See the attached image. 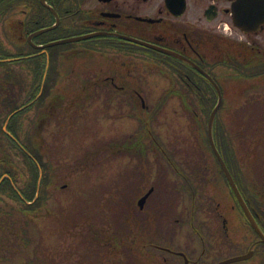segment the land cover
Segmentation results:
<instances>
[{"label": "flooded vegetation", "instance_id": "af4514ba", "mask_svg": "<svg viewBox=\"0 0 264 264\" xmlns=\"http://www.w3.org/2000/svg\"><path fill=\"white\" fill-rule=\"evenodd\" d=\"M206 73L228 103L249 104L264 95V0H0V190L23 204L17 221L32 242L24 264H79L74 256H52L42 244L35 251L46 203L39 195L30 199L28 182L25 191H14L13 153L51 146L43 135L52 125L61 128L64 100L103 104L113 122L105 129L118 136L108 147L135 158L133 173L118 185L120 247L129 255L96 256L89 264H264V165L260 179L249 175L244 192L238 181L243 161L234 144L237 160H226L223 131L214 130L249 217L208 127L190 130L184 159L154 127L158 111L149 104H195L189 118H205L207 105L218 100ZM229 79L235 95L224 85ZM61 142L56 134L54 146ZM132 210L141 239L128 241ZM4 214L0 210V222Z\"/></svg>", "mask_w": 264, "mask_h": 264}, {"label": "rangeland", "instance_id": "374dc122", "mask_svg": "<svg viewBox=\"0 0 264 264\" xmlns=\"http://www.w3.org/2000/svg\"><path fill=\"white\" fill-rule=\"evenodd\" d=\"M224 74L230 76L229 72ZM224 85L235 95L230 79L225 81ZM68 90L64 89L65 96L72 95L70 92L67 93ZM225 103L226 106L219 113L220 119L227 126L223 131L229 133L239 160L243 161L246 182L249 183L250 176L262 175L261 166L264 165V95L249 104ZM163 104L161 112L158 111L160 103L149 104L151 108H156L158 111V119L154 127L165 143L175 145V148L181 151L179 158L184 159L186 152L183 150L189 149L187 145L191 144L189 142L190 130L207 128L208 108L205 118L202 116L201 119H197L193 116L189 118L186 112L190 106L197 107L198 105L191 104L186 107L181 103ZM135 106V113H137L140 109L137 105ZM110 110L114 111V109ZM129 112L127 108L121 114L125 113L126 116ZM105 113L103 104L82 102L77 104L64 100L62 126L59 129L61 135L58 134L59 130L54 125L50 126L51 131L43 135L47 143L51 142V146L44 152H38L44 166L52 168L53 176L51 184L48 185V191L44 194L45 198L42 199L46 203L44 208L48 209L46 211L47 221L40 236L33 243L35 251L42 244V247L46 251L49 250L52 256L65 258L74 256L79 264H89L92 257L125 255L124 251L130 250L120 247L122 226H120L121 213L119 210L121 208L119 207L118 185L122 183L124 176H127V172L133 173L132 163L135 158L128 156L129 152L126 153L127 156L121 155L120 157L119 152L114 151L116 148L108 147L107 144L115 142L118 136L113 134L115 132L113 130L106 131V126L113 122L108 121L109 118L105 117ZM128 120L127 118L126 127L129 128L131 121ZM56 134L61 136L62 142L55 147ZM43 137L41 133L36 135L40 141ZM103 145H107V148ZM13 156L17 178L15 185L20 190L23 184L30 180L32 176L30 167L33 165H30L29 160L23 156L21 151L16 150ZM135 157L138 158L137 155ZM158 159L163 164V159L159 156ZM167 175L171 174L167 173ZM21 206L23 204L9 198L0 190V210L5 212L4 217H6L0 222L5 228L0 229L1 264H12L13 262L24 264L26 260L24 250L32 244L27 241L29 239L23 231V222L17 221L18 218L23 217L21 210H18ZM164 207H168V204L166 203ZM130 208H132L131 205L128 206V209ZM127 215L128 225L130 223L135 225L128 227L126 239L128 241L133 238L141 239L136 229L133 210L128 211ZM31 228L32 235H37L38 232L35 231L37 227L32 225ZM124 237L125 234L123 239Z\"/></svg>", "mask_w": 264, "mask_h": 264}, {"label": "trees", "instance_id": "16d2710c", "mask_svg": "<svg viewBox=\"0 0 264 264\" xmlns=\"http://www.w3.org/2000/svg\"><path fill=\"white\" fill-rule=\"evenodd\" d=\"M164 104H160L158 105V111L161 112L162 111V107ZM215 103L213 104H208L207 108H208V112L210 114L211 109L214 107ZM187 107V105H184ZM226 106V103L223 101L221 108L219 110V112ZM210 108V109H209ZM151 109V107H150ZM149 109V111H150ZM215 129L217 130H224L227 128L226 124L224 123V121L222 119H220L219 116L216 117V121H215ZM223 148H222V154L223 156L226 158V160L230 163L231 160H237L233 149L230 148V145L233 143L230 139L229 133H226L223 131L222 133V141H221ZM33 155L41 162V164L43 165V178H42V184H41V189L39 192V198L37 199V201H41L42 198L44 197V194L47 193L48 191V185L51 184L52 181V176H53V172H51L52 168L50 167H46L44 166V164L42 163V159L40 157V154L38 151H34V150H30ZM22 154L23 156L34 162V159L24 150H22ZM239 161V159L237 160ZM238 168H239V183H241V187L243 188L244 192H246L248 190V182H246V177L244 172L241 170V164L238 163ZM31 171V178L28 181V183L31 185V190H30V199H33L34 196L36 195L37 192V184H38V179L40 177V168L37 165H33L30 167ZM245 182V183H244ZM25 191V190H23Z\"/></svg>", "mask_w": 264, "mask_h": 264}, {"label": "water", "instance_id": "95a60500", "mask_svg": "<svg viewBox=\"0 0 264 264\" xmlns=\"http://www.w3.org/2000/svg\"><path fill=\"white\" fill-rule=\"evenodd\" d=\"M206 75H207L208 78L212 81V83L215 85V87H216V89H217V91H218V96H219V98H218V102H217V104L215 105L214 109L212 110L211 115H210V118H209V125H208V128H209L210 138H211L212 144L214 145V147H215V149H216V151H217V153H218V155H219V158H220V160H221V162H222V164H223L224 170H225L226 174H227L228 177H229V180H230V182H231V185L233 186L235 192H236L237 195H238V198H239V200H240V203H241L242 207L245 209L246 213H247L248 216L250 217V216H251L250 209H249V207H248L246 201L244 200V198H243V196H242V194H241V192H240V190H239V188H238V186H237V184H236L234 178L232 177V175H231V173H230V171H229V169H228V167H227V165H226V163H225L223 157H222L221 154L219 153V151H218V149L216 148L215 143H214V139H213L214 120H215V117H216V113H217L218 109L220 108V106H221V104H222L223 95H222V91H221L220 86L214 81V79L212 78V76H211L210 74H208V73H206ZM41 177H42V172H41V176H40V179H39V184H40V182H41ZM64 186H65V185H64ZM251 217H252V216H251ZM249 256H250V254L241 255V256H238V257L233 258L232 260L244 259V258H247V257H249ZM230 260H231V259H230ZM223 263H224V262L219 263V264H223Z\"/></svg>", "mask_w": 264, "mask_h": 264}]
</instances>
